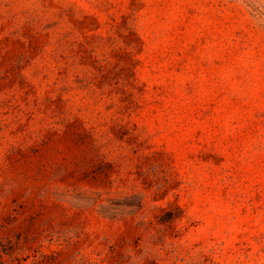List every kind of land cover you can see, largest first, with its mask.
Here are the masks:
<instances>
[{"label":"rangeland","instance_id":"rangeland-1","mask_svg":"<svg viewBox=\"0 0 264 264\" xmlns=\"http://www.w3.org/2000/svg\"><path fill=\"white\" fill-rule=\"evenodd\" d=\"M0 264H264V0H0Z\"/></svg>","mask_w":264,"mask_h":264}]
</instances>
